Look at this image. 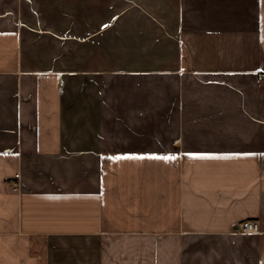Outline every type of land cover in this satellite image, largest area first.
Segmentation results:
<instances>
[{
    "label": "crops",
    "instance_id": "crops-1",
    "mask_svg": "<svg viewBox=\"0 0 264 264\" xmlns=\"http://www.w3.org/2000/svg\"><path fill=\"white\" fill-rule=\"evenodd\" d=\"M0 264H264V0H0Z\"/></svg>",
    "mask_w": 264,
    "mask_h": 264
},
{
    "label": "built area",
    "instance_id": "built-area-1",
    "mask_svg": "<svg viewBox=\"0 0 264 264\" xmlns=\"http://www.w3.org/2000/svg\"><path fill=\"white\" fill-rule=\"evenodd\" d=\"M259 227V222L257 219L249 218L240 221L236 227L235 230L237 232H243V233H252L257 232Z\"/></svg>",
    "mask_w": 264,
    "mask_h": 264
}]
</instances>
